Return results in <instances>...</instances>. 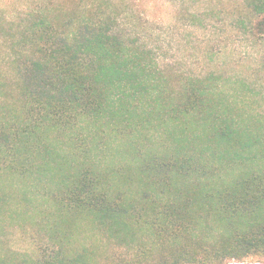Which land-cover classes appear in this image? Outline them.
I'll return each mask as SVG.
<instances>
[{"label": "trees", "instance_id": "obj_1", "mask_svg": "<svg viewBox=\"0 0 264 264\" xmlns=\"http://www.w3.org/2000/svg\"><path fill=\"white\" fill-rule=\"evenodd\" d=\"M240 6L264 36V0ZM119 8L0 0V264L264 261L251 87L158 68L120 32ZM14 226L31 252L5 242ZM93 238L129 251L105 257Z\"/></svg>", "mask_w": 264, "mask_h": 264}, {"label": "rangeland", "instance_id": "obj_2", "mask_svg": "<svg viewBox=\"0 0 264 264\" xmlns=\"http://www.w3.org/2000/svg\"><path fill=\"white\" fill-rule=\"evenodd\" d=\"M115 2L120 6V32L149 49L158 68H171L190 77L215 73L226 83L225 89L238 96L243 91L233 82L244 81L251 87L250 108L257 115H264V36L252 32L253 18L242 12L241 0ZM5 242L19 252L29 253L33 248L28 227H10ZM87 245L92 249L100 247V254L105 257L129 251L117 249L114 242L100 238H93ZM229 264L264 261L248 259Z\"/></svg>", "mask_w": 264, "mask_h": 264}]
</instances>
